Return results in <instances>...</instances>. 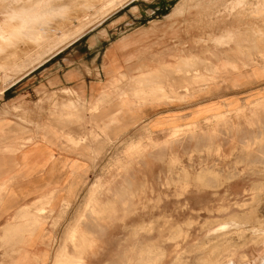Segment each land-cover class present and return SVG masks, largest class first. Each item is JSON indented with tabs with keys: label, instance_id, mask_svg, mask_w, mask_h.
Returning <instances> with one entry per match:
<instances>
[{
	"label": "rangeland",
	"instance_id": "1",
	"mask_svg": "<svg viewBox=\"0 0 264 264\" xmlns=\"http://www.w3.org/2000/svg\"><path fill=\"white\" fill-rule=\"evenodd\" d=\"M20 3L0 0V28L4 32L26 24L24 14L15 10ZM106 7L99 12L78 7L82 8L81 13L85 12L82 22L72 26L64 43L54 42L41 52L36 38L13 36L15 39L0 40V66L6 69V82L0 81V119L10 117L12 112L2 109L4 102L16 99L21 92L25 91L24 97L33 101L52 93L41 95L38 90V68L42 64L57 55L54 61L87 58L75 52L97 36L107 43L122 32L138 34L144 30L160 36L167 32L172 46L190 48L192 44L202 47L204 52H211L213 46L232 45L235 49L243 46L244 54L235 53L233 57L235 65L260 62L264 67V53L260 54L254 46L260 38L264 39V0H116L109 9ZM77 10L80 14V9ZM229 34L234 39L228 42L216 38ZM16 63L21 66L20 72L14 67L10 70ZM196 66L193 61H184L181 72L187 75ZM179 74L177 70L173 75ZM189 76L191 82L174 80L171 86L141 89L136 95L130 91L131 97L139 103L160 102L164 97L181 99L197 87L207 85L205 80ZM19 80L22 83L6 92ZM67 92L64 93L71 96ZM54 101L59 102L55 106H63L64 114L58 113L60 109L51 110L52 119L69 121L68 115L76 112L83 118L84 109H79L83 107L81 102L62 97ZM213 119L214 124L208 126L174 128L161 142L139 130L116 143H107L105 152L101 150V155L96 156L89 189L76 206L67 209L69 216L61 223L52 220L51 210L45 208L46 202L38 204V212L33 211V219L25 220V225L50 224L58 233L52 247L55 255L52 264H69L68 254L78 252L84 253L77 264H82L87 256L88 264H130L126 259L135 249L144 253L138 264H214L220 255L218 264H264V240L260 242L256 234L258 217L264 220V102ZM71 121L74 129L70 132L76 134L79 124L74 118ZM83 126L86 129L87 122ZM176 129L179 132L172 138ZM91 131L96 132L93 127ZM167 141L169 144L163 146ZM247 142H253V147L245 148ZM144 152H148L145 160L141 156ZM199 174L206 177L209 187L198 185ZM187 183L189 188L182 193L180 190ZM124 189L133 190L135 196L123 195ZM116 193L123 198L115 199ZM108 199L116 200V204L113 202L105 210L90 214L94 200ZM113 207L116 210L110 213L108 209ZM233 218L240 225L233 224ZM235 228L244 233L234 235ZM229 230L230 234L219 236L210 244L207 242L215 231ZM88 231L96 233V245L74 248L75 240ZM140 244L147 248H135ZM10 247V243L0 240V248ZM165 250L174 252L176 258L163 260ZM146 252L151 257L149 262L144 258ZM177 257L180 260L176 263Z\"/></svg>",
	"mask_w": 264,
	"mask_h": 264
},
{
	"label": "crops",
	"instance_id": "2",
	"mask_svg": "<svg viewBox=\"0 0 264 264\" xmlns=\"http://www.w3.org/2000/svg\"><path fill=\"white\" fill-rule=\"evenodd\" d=\"M134 33L122 32L107 43L98 36L90 38L75 52L87 58L54 61L58 55L54 56L38 68V90L41 95L52 93L33 101L24 97L23 91L16 99L4 102L2 109L12 112L0 119V240L11 247L0 248V264L53 263L52 247L58 233L50 224L34 227L32 223L25 225V220L31 221L38 204L46 202L52 220L65 221L67 209L76 206L89 189L96 156L101 150L105 152L107 143H116L139 130L161 142L174 128L212 125L216 116L264 102V67L259 61L249 66H236L233 61L235 53L244 54L243 46H213L211 52H204L192 44L190 48L172 46L167 32L162 36L154 31ZM216 38L220 42L234 39L232 34ZM254 46L264 53V39ZM184 61L197 65L196 74L206 86L181 99L164 97L160 102L139 103L131 97V86L147 89L157 87V83L167 87L174 80L190 81V76L181 72ZM177 70L180 74L175 77ZM108 96L113 100L107 101ZM58 97L81 102L83 118L76 112L68 115L69 121L52 120L51 110L60 109L58 113L64 114L63 106H55L59 105L54 101ZM73 118L87 122L83 135L70 132ZM91 127L96 130L91 134L95 138L85 142ZM147 154H141L144 160ZM25 209L31 212L25 214ZM88 258L82 264H88Z\"/></svg>",
	"mask_w": 264,
	"mask_h": 264
},
{
	"label": "bare ground",
	"instance_id": "3",
	"mask_svg": "<svg viewBox=\"0 0 264 264\" xmlns=\"http://www.w3.org/2000/svg\"><path fill=\"white\" fill-rule=\"evenodd\" d=\"M115 1L116 0H27V1L19 0V2H21V3L17 6V8L15 10H19V11H21L24 14L25 18H24L23 22H25L26 24L23 25V26H20V27H15L13 29H10L8 32H4V30L0 28V40L15 39L13 36L36 38L37 39L36 44L38 45V50L41 52V51L45 50L46 47L49 48V45L53 44L54 42L55 43L57 42V45H61L62 43H64L68 39V37H69L68 32L70 31L72 26L75 27L76 25H78V23L82 22L83 18H85L84 17V15H85L84 10H83L84 13H81L83 7L87 8L88 10H93L94 9V10H97L99 12V10L101 8H103V7L113 6ZM117 1L119 2L121 0H117ZM78 7H82V8H78ZM13 8H15V7H13ZM77 9H80V11H79L80 14L77 13L78 12ZM108 9H109V7H108ZM75 10H77L76 11L77 14L75 13ZM105 12H107V11H105ZM86 16H87V14H86ZM73 34H74V32H73ZM72 36L73 35H71V37ZM9 45H13V43L10 42ZM50 48H54V47L50 46ZM40 55L43 56L42 54H40ZM40 55H38V61L41 58ZM195 61H197V60H195ZM189 62H191V61H189ZM13 67L16 68L19 72L22 70V69H20L21 66H19V63H16L14 66H11L10 70ZM4 70H6V69H4L3 67L0 66V81H5L6 82V74L4 73ZM173 73H175V72H173ZM196 73H198V72L196 71V69H194L192 71V73L188 72V74L185 75V76L191 75V76H193L192 79L199 78L200 80H202V78H200L201 76L199 74H196ZM141 82H144V80H141ZM130 83L133 84V81L130 82ZM138 83H140V82H138ZM135 84H137V82H135ZM135 84H133V85H135ZM156 85H157V87H159L160 83H159V85H158V83ZM128 87H129V85H128ZM131 87L134 88V90H132V88L130 89L131 92L133 93V95H136V92H138V91H140L142 89V88H139V87H143V86H138L137 89H136L137 85L134 86V87L133 86H131ZM110 96H111V94H110ZM107 99H108L107 101L113 100L109 96H108ZM104 102H105V100L102 101V103H104ZM55 121L57 122V120H55ZM60 122H59V124H60ZM57 123H55L54 127H56ZM75 123L79 124V127H80V129L76 133V135H80V136L83 135L84 133L83 134H81V133L84 131V128H83L84 127L83 126L84 125V120L83 119L75 120ZM174 132L175 133L172 134V138L176 137V135H177L176 133L179 132V130L176 129V130H174ZM91 134H94L93 131L90 132V135ZM88 138H89L88 136L85 137L84 141L88 142ZM259 140H261V139H259ZM168 144H169L168 141L164 143L165 146L168 145ZM253 145H254L253 142H247L245 148H252ZM183 177H185V175ZM197 178L201 181L198 184V185H200L201 188L209 187L208 183L206 181V177L203 174L197 175ZM190 183L184 184V186L182 187V189L180 191L182 193L186 192L187 189L189 188ZM192 183H193V181H192ZM110 190L111 189L108 188L107 189V193H110L111 192ZM122 192H123V195L131 194L132 196H135L134 195L135 193H134L133 190L132 191L131 190L125 191V189H124ZM114 198L115 199L116 198L117 199H121L123 197L119 198L118 193H116L114 195ZM94 202H95V204H93V203L91 204L92 205V210H91L90 214H93V213L97 214V213L105 210L106 206L108 204L113 203V202H114V204H116V200H114V199L113 200L108 199L105 202H100L99 200H94ZM108 210H109L110 213H112V212H114L116 210V207L109 208ZM232 221H233V224L235 222L237 226L240 225V221L237 218H233ZM257 224H258V229H257L256 234L258 235V237L260 239V242H261V241L264 240V220H262L261 218L258 217ZM243 225H244V223H243ZM239 227H241V226H239ZM239 229H236V228L233 229L234 232H235L234 235L237 236V235H242L244 233L243 231H239ZM228 233L230 234V230L229 231H220V232L215 231L214 235L211 238H208L207 242L210 244L217 237L223 236V235H227ZM86 237H88V239ZM75 241H76V244H75L74 248H83L84 245H89L90 248H92L93 246L96 245V242H97L96 233H94L93 231H88L86 235L78 238ZM135 248H147V245L143 246V245L140 244V245H138ZM141 251L142 250L135 249L133 255L127 257V259H126L127 262H129L130 264H138V262L140 261L139 258L144 254V253H140ZM165 252L166 253L163 254V256H164L163 260L165 258H167V257H169L170 260L176 258V255L174 254V252H173V254H171V252L169 250H165ZM83 253L84 252H78L77 255L68 254V256H67L68 263L69 264H77V263H79L78 259H81L80 255H82ZM145 254L147 255V257H144L145 261L149 262L151 257H148V254H149L148 252H146ZM220 256L218 258L219 261L217 260L214 264H218L220 262ZM178 260H180V258H178L176 260V263L178 262Z\"/></svg>",
	"mask_w": 264,
	"mask_h": 264
}]
</instances>
